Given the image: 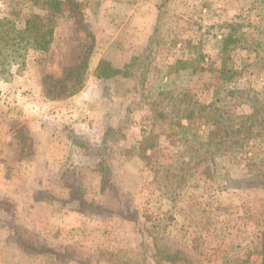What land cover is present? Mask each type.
<instances>
[{
	"label": "rangeland",
	"instance_id": "1",
	"mask_svg": "<svg viewBox=\"0 0 264 264\" xmlns=\"http://www.w3.org/2000/svg\"><path fill=\"white\" fill-rule=\"evenodd\" d=\"M38 1L0 0V21L54 28L46 54L0 58V264H264V133L229 168L176 157L206 138L187 103L264 111V0ZM102 61L120 72L96 79Z\"/></svg>",
	"mask_w": 264,
	"mask_h": 264
},
{
	"label": "trees",
	"instance_id": "2",
	"mask_svg": "<svg viewBox=\"0 0 264 264\" xmlns=\"http://www.w3.org/2000/svg\"><path fill=\"white\" fill-rule=\"evenodd\" d=\"M34 1L39 2L38 0ZM65 1L69 3V0ZM60 3L61 2L57 0L40 2L43 7L47 6L48 9L53 11H56L57 7L59 8ZM10 16H12V18L8 19L5 23L4 21H0V58H2L1 55L4 51L16 52L19 49L26 51L27 47L34 52L42 54H46L49 51L54 35V28L49 25V23L52 22L51 20H44V18L39 15L19 18L16 12H12ZM21 44H25V46L17 48L20 47ZM130 65H128L127 68L130 67ZM86 70L87 55H84L77 66L68 69L63 79H58L55 81V85L48 86V88H50L47 90L49 95H52L53 99H63L73 96L83 87ZM119 72L117 70L115 71V69H111L108 63L102 61L94 70V77L98 80H104L111 78ZM186 97L188 96L186 95ZM194 104L196 105V103ZM196 107H198V105H196ZM182 112L186 124L190 125L197 121L206 128V131L203 132L204 137H206L203 143H200L198 147H188L184 151H178L176 153L178 159H181V161L189 159L193 166L205 164L207 162V157L213 156L225 157L228 159V168L233 165H239L240 163H238V161L241 155L247 156V149L252 146L249 138H246L247 135L251 134L253 136H258L264 133V111L257 108L254 109L251 115L241 119V121L235 125L226 123V118L223 113L215 107L214 103L199 105L196 111L187 103ZM254 117L255 120H253ZM177 126L181 125L177 122ZM239 154H241L240 157ZM245 160L246 159H242L241 161ZM245 163L243 165L246 168L247 162L245 161ZM259 163L262 165L263 162L259 161ZM185 164L187 165L189 162ZM247 167L248 170L251 169L250 165H247ZM155 175L156 178L157 176H164L165 181L167 179L169 180L168 183H171L172 177L174 176L173 171L165 167L157 168L155 170ZM166 260L173 262V259L169 257H167Z\"/></svg>",
	"mask_w": 264,
	"mask_h": 264
}]
</instances>
